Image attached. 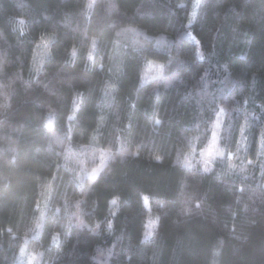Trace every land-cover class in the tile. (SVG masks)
<instances>
[{
    "label": "trees",
    "instance_id": "16d2710c",
    "mask_svg": "<svg viewBox=\"0 0 264 264\" xmlns=\"http://www.w3.org/2000/svg\"><path fill=\"white\" fill-rule=\"evenodd\" d=\"M83 2L0 0V264H264V0Z\"/></svg>",
    "mask_w": 264,
    "mask_h": 264
},
{
    "label": "clouds",
    "instance_id": "9594fccd",
    "mask_svg": "<svg viewBox=\"0 0 264 264\" xmlns=\"http://www.w3.org/2000/svg\"><path fill=\"white\" fill-rule=\"evenodd\" d=\"M95 4H96V0H84L82 6H83V10H84L86 15H90L91 14V12L94 9ZM194 16H195V12L193 11V13L190 15L189 23L192 22V19H194ZM21 22H23V21L21 20ZM127 30L135 32L137 34H142V32H143V30L141 28H139V26H129ZM119 34L120 33L118 32L117 35H119ZM54 36L55 35L53 34L51 37L47 38V42L48 43H47V45L45 47H47L49 49V54H51V43H52V40L54 39ZM45 37H46V34H42L39 39L43 42L45 40ZM93 39H95L98 42V37L94 36ZM157 39L158 40H165L166 37L161 35V36L157 37ZM39 46L40 45L37 44V47H39ZM74 49L75 48H73L72 51L69 53L72 57L76 56V50H75V54H73V50ZM90 53H91V58L89 57ZM92 59H93L92 51H89L88 60L91 61ZM180 63L182 64L183 61L181 60ZM42 64H43V62L41 63V65L37 66L36 63H35V60H33V68H34V70L38 71L42 67ZM169 65H170V61H165V60L149 57L145 61V67L140 73V85L143 87L146 84L152 83L157 78L164 77L165 72L169 68ZM4 103H5V105H7V103H8L7 94H5V96H4ZM157 123H159V121H157ZM218 129H219V125L217 124L216 125V131H213V133H212V142L214 141V145H219ZM224 151H225V148L223 146H218L216 148V155L222 156L224 154ZM229 157H230V160H231V153L229 154ZM106 163H107V160L100 159L99 165L97 167L103 168L106 165ZM97 167H95L93 169H95L97 171ZM235 167H236L235 164H232L231 162L229 163V168H235ZM93 169H92L91 173H93ZM203 170L205 172H207V171H210V168L205 167ZM241 170H243L242 167H241ZM96 171L92 175H90V178H94L95 177ZM113 201H116V202L113 203ZM117 202H118L117 198H112L111 200H109V205L110 206H115L117 204ZM80 203H81V201H79V200L75 201V204H76L77 207H79ZM37 207L39 208L40 205L37 204ZM160 207L163 208V204H160ZM44 208H47V202L45 203ZM57 211H59V209H57ZM112 215L113 216L115 215V211L112 212ZM159 219H160V217L157 216L155 218V220L150 223L149 227L151 228L153 226L158 225ZM42 220H43V211L41 212L39 220L34 224V227L39 228L41 226L40 222ZM76 222L78 224H86L87 223L84 220V217H83L82 214L78 215ZM95 227L98 228L99 227V223H96ZM107 227H108L109 231L112 230V228H113L112 220L108 221ZM153 235H155L154 231H150V232L145 233V236H153ZM59 236H60V233H58V232L53 234L52 240H53L54 243L58 240ZM23 239L25 241L27 240V233H25ZM23 251L24 250L22 248L21 252L23 253ZM37 255H42V253H37ZM28 264H36V262L30 260V261H28Z\"/></svg>",
    "mask_w": 264,
    "mask_h": 264
},
{
    "label": "rangeland",
    "instance_id": "374dc122",
    "mask_svg": "<svg viewBox=\"0 0 264 264\" xmlns=\"http://www.w3.org/2000/svg\"><path fill=\"white\" fill-rule=\"evenodd\" d=\"M217 124L218 123L215 122L214 127H213V130L214 131H216V125ZM212 133H211V138H210L207 146H205V148L200 151L198 158H197V154H196V158L195 159H196V161L200 162V164H202V167H206L209 164V162L211 163L213 157L217 156L216 155V148H217V146L214 145L213 142H212ZM105 153H107V152H105ZM193 158H194L193 153L190 154L188 157H186L187 163L188 164H193L194 163L193 162ZM91 171L89 172V174L91 173ZM46 202H47V198L46 199L45 198H41V200H39L40 207L38 209H40V211H39L40 213L42 211H44V209H45L44 208V205H45ZM40 213H39V217L41 215ZM22 248L24 250L23 253L21 252V249ZM21 249H20V252H19V257H20V259L23 258V260H24V262L26 264H28V261H30V260L31 261H35V262L38 261V256H37L36 253L33 252V250L26 249L24 246H22ZM33 255H35V259L34 260L32 259Z\"/></svg>",
    "mask_w": 264,
    "mask_h": 264
},
{
    "label": "snow or ice",
    "instance_id": "6c2138e0",
    "mask_svg": "<svg viewBox=\"0 0 264 264\" xmlns=\"http://www.w3.org/2000/svg\"><path fill=\"white\" fill-rule=\"evenodd\" d=\"M43 43H44V45L46 46L48 42H47V40H44ZM96 44H97V41H96L95 39H92V46H93V48H95ZM73 54H75V49L73 50ZM89 57L91 58V53L89 54ZM213 144H214V141H213ZM101 159L106 160V159H107V153H105V152H101ZM157 159H159V157H157ZM95 171H96V170L93 169V173H94ZM93 173H90V175H92ZM115 202H116V201H113V203H115ZM32 259H33V260L35 259V255H33Z\"/></svg>",
    "mask_w": 264,
    "mask_h": 264
}]
</instances>
